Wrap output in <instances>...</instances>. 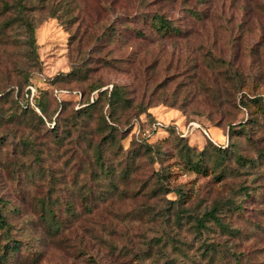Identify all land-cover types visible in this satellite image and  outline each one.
Returning a JSON list of instances; mask_svg holds the SVG:
<instances>
[{"label":"rangeland","instance_id":"374dc122","mask_svg":"<svg viewBox=\"0 0 264 264\" xmlns=\"http://www.w3.org/2000/svg\"><path fill=\"white\" fill-rule=\"evenodd\" d=\"M0 199L15 264H264V0H0Z\"/></svg>","mask_w":264,"mask_h":264},{"label":"trees","instance_id":"16d2710c","mask_svg":"<svg viewBox=\"0 0 264 264\" xmlns=\"http://www.w3.org/2000/svg\"><path fill=\"white\" fill-rule=\"evenodd\" d=\"M151 27L156 31L157 34L161 35V36H169L171 34H177V28H174L173 26H171V22L168 21L164 16L162 15H154L153 18L151 19ZM21 91L22 88L20 87L17 91H16V97H19L21 95ZM100 95H102V92L100 93ZM10 98V97H9ZM4 99H8V97L4 98ZM107 102L108 104L111 103V97L107 96ZM17 101V100H16ZM10 102V101H9ZM92 104V103H91ZM91 104H89L88 106L90 107ZM107 126V125H106ZM111 126V125H110ZM109 126H107L108 128ZM111 128V127H109ZM167 131L171 130L174 133L177 134V139H179L180 141H185L188 143L187 140V135L186 133H182L181 131H179L174 125H165L164 127ZM110 137V135H109ZM108 137V138H109ZM146 138L144 140H139L137 142L142 143L144 145L148 144V139L147 136H145ZM206 141L209 142V144H211L213 147L217 148L218 150H224L225 148L223 147V145H220L218 143H216L215 141H213L211 138H206ZM188 149H192L191 147H189ZM99 158V162L102 159V156L100 154ZM104 171V176L106 175H110L111 173L108 171V168H103ZM116 188V186L114 187ZM159 186L155 187L154 192H159ZM3 209H4V203H2V200L0 199V230H3V233L0 232V241L4 240L6 241L3 245L0 244V264H15L16 262L12 261L13 259H17L16 255L19 252V250L21 249V242L20 241H15L11 238L10 236V232L11 231V227L8 225V221H7V216H5L3 214ZM44 217H46L45 215H43ZM208 217L212 218L213 220H217V222L219 223L218 219L214 216V211L211 213L207 214ZM47 219H44V224L47 228V231H51L52 234H55L59 231L60 229V225L58 224L57 221L54 220V216L53 217H46ZM198 226L200 227H204V221H199L198 222ZM215 251V250H213Z\"/></svg>","mask_w":264,"mask_h":264}]
</instances>
